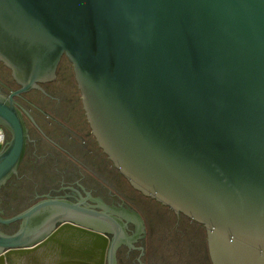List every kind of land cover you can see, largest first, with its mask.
I'll return each mask as SVG.
<instances>
[{"label": "water", "instance_id": "1", "mask_svg": "<svg viewBox=\"0 0 264 264\" xmlns=\"http://www.w3.org/2000/svg\"><path fill=\"white\" fill-rule=\"evenodd\" d=\"M63 56L132 187L202 224L212 264H264V0H0V61L21 86L0 92V191L29 137L14 95L55 80ZM104 208L49 197L0 215L21 221L0 229V264L64 224L105 236V264H119L136 240Z\"/></svg>", "mask_w": 264, "mask_h": 264}, {"label": "flooded vegetation", "instance_id": "2", "mask_svg": "<svg viewBox=\"0 0 264 264\" xmlns=\"http://www.w3.org/2000/svg\"><path fill=\"white\" fill-rule=\"evenodd\" d=\"M0 68L5 72L0 73V92L10 95L19 90L21 86L1 61ZM72 89L75 92H71ZM14 99L22 111L29 137L18 173L0 191V215L14 216L49 197L75 203L85 200L87 205L98 211H105L104 205L114 208L115 216L127 223L128 234L136 240L133 246L123 244L120 247L119 264H146L143 258L149 253L152 224L139 206L136 196L119 188L117 178H123L133 193L161 203L134 189L98 144L84 110L70 60L66 56L62 57L55 80L41 84V88L16 94ZM17 180L26 181L33 186V198L28 207L7 216L3 211L9 202L5 189L12 181ZM121 210L137 212L144 223V231L138 222L125 219ZM176 215L186 217L183 214ZM20 223L21 221L10 225L0 224V229L12 233L19 228Z\"/></svg>", "mask_w": 264, "mask_h": 264}, {"label": "rangeland", "instance_id": "3", "mask_svg": "<svg viewBox=\"0 0 264 264\" xmlns=\"http://www.w3.org/2000/svg\"><path fill=\"white\" fill-rule=\"evenodd\" d=\"M0 73L5 72L0 68ZM70 91L75 92L74 89ZM117 179L121 190L136 196L139 206L145 211L152 224L149 249H154L155 254L152 255L149 250L148 255H152L155 264H212L207 232L202 224L193 223L183 216L179 217L169 208L133 193L123 178ZM39 180L44 182L42 179ZM32 194L33 186L28 182L12 181L5 189L9 202L3 211L7 216H11L17 210L28 207L33 198ZM150 243H153L152 246ZM148 258L149 256H145L143 261L148 263Z\"/></svg>", "mask_w": 264, "mask_h": 264}, {"label": "bare ground", "instance_id": "4", "mask_svg": "<svg viewBox=\"0 0 264 264\" xmlns=\"http://www.w3.org/2000/svg\"><path fill=\"white\" fill-rule=\"evenodd\" d=\"M96 232L64 224L46 241L11 252L26 264H105L108 239ZM23 263V264H24Z\"/></svg>", "mask_w": 264, "mask_h": 264}, {"label": "crops", "instance_id": "5", "mask_svg": "<svg viewBox=\"0 0 264 264\" xmlns=\"http://www.w3.org/2000/svg\"><path fill=\"white\" fill-rule=\"evenodd\" d=\"M152 244H153V243H150L151 246H152ZM148 245H149V244H148ZM151 246H150V247H151ZM149 250L151 251L150 253H152V255H153V253H154V249L152 250V248H150ZM154 254H155V253H154ZM15 255H16V254H15ZM15 255H14V256H15ZM152 255H151V254L148 255L149 258H148V263L146 262L147 264H155L153 258H151ZM23 263H24L23 260L21 261V260H19V259H18V260H15V262H14V264H23ZM4 264H7V263L4 262ZM24 264H26V263H24Z\"/></svg>", "mask_w": 264, "mask_h": 264}, {"label": "built area", "instance_id": "6", "mask_svg": "<svg viewBox=\"0 0 264 264\" xmlns=\"http://www.w3.org/2000/svg\"><path fill=\"white\" fill-rule=\"evenodd\" d=\"M7 138V133L4 128L0 125V147H3Z\"/></svg>", "mask_w": 264, "mask_h": 264}]
</instances>
